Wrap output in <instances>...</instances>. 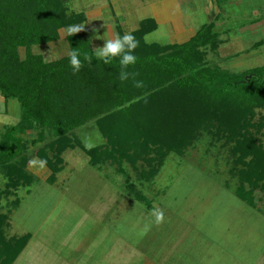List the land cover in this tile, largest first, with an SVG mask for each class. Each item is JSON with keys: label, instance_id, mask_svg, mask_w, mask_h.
I'll use <instances>...</instances> for the list:
<instances>
[{"label": "trees", "instance_id": "obj_1", "mask_svg": "<svg viewBox=\"0 0 264 264\" xmlns=\"http://www.w3.org/2000/svg\"><path fill=\"white\" fill-rule=\"evenodd\" d=\"M85 19L83 12L70 10L68 0H0V94L6 101L16 99L21 108L19 121L0 132V173L7 187L33 183L34 157L49 168L48 181L54 183L62 154L75 147L92 166L107 160L141 162L140 178L151 181L170 152L183 154L206 131L229 150L237 195L256 205V191L264 190V146L255 134L264 129V65L232 71L210 64L207 48L217 50L223 43L214 22L182 43L146 42L145 35L157 28L153 18L130 33L139 41L132 53L137 60L123 70L138 73L134 79H119L121 56L107 64L97 58L85 31L67 35L69 54L76 51L81 61L78 72L69 54L46 60L33 51ZM257 109L263 113L255 121ZM91 121L106 141L87 147L76 131ZM34 130L36 136L29 137ZM127 188L151 206L134 182L128 180ZM9 189L0 196H9ZM19 203L16 199L13 205ZM8 217L0 210V264H14L32 238L30 232L6 236Z\"/></svg>", "mask_w": 264, "mask_h": 264}, {"label": "rangeland", "instance_id": "obj_2", "mask_svg": "<svg viewBox=\"0 0 264 264\" xmlns=\"http://www.w3.org/2000/svg\"><path fill=\"white\" fill-rule=\"evenodd\" d=\"M218 4L225 9L224 21L214 28L233 44L217 50L209 46L206 60L232 71L264 65V0ZM73 26L83 31L87 22ZM68 28L60 30L57 41L36 44L33 51L46 60L69 54ZM94 32L86 33L91 38ZM148 41L167 39L152 33ZM256 111L258 121L263 111ZM20 115L19 102L0 94V132ZM76 133L85 146L106 141L94 121ZM255 134L264 146V129ZM34 136L35 130L30 131L29 137ZM62 155L63 168L54 183L48 181L51 171L42 161L32 163L37 157L30 163L35 176L31 185L9 189L0 173V192L11 191L0 196V210L9 216L6 236L32 234L14 264H264V190L256 191V205L237 195L229 150L206 131L183 154L170 152L151 181L140 178L141 162L134 166L107 160L92 166L79 147ZM128 180L146 194L150 207L130 194ZM157 211L164 216L160 224L155 222Z\"/></svg>", "mask_w": 264, "mask_h": 264}, {"label": "crops", "instance_id": "obj_3", "mask_svg": "<svg viewBox=\"0 0 264 264\" xmlns=\"http://www.w3.org/2000/svg\"><path fill=\"white\" fill-rule=\"evenodd\" d=\"M71 1L73 7L71 6L70 10L74 12H83L86 16L84 22H87V27L83 31H102L101 35H97L94 32L91 38L89 36L94 51L98 48V43L102 45L105 41L115 39L119 36V29L124 34L131 33L139 28L141 21L146 18H153L157 23V28L148 32L145 37L147 36L148 38V36L152 33L165 36L167 41L160 44L185 42L194 36L204 24L214 22L219 25L224 21L222 18V12H224L225 9L218 4V0ZM78 2H81V6L78 5ZM74 3H76L77 8L74 7ZM260 23L264 25V19H262ZM260 23L257 24L260 26ZM254 26H256V24H254ZM220 38L223 40V43L220 46L227 43V45L233 44L229 38H222L221 33ZM152 42L159 43L158 41H151L150 43ZM262 42L263 40H260L256 44ZM33 162L34 164H41L40 159H34L32 163Z\"/></svg>", "mask_w": 264, "mask_h": 264}, {"label": "clouds", "instance_id": "obj_4", "mask_svg": "<svg viewBox=\"0 0 264 264\" xmlns=\"http://www.w3.org/2000/svg\"><path fill=\"white\" fill-rule=\"evenodd\" d=\"M82 30V28L78 26H70L68 28V34L73 35L77 34ZM146 42L148 41L147 36L145 37ZM139 41L130 33H125L123 37L117 36L115 39L107 40L104 42L102 47H98L95 51V56L99 59H102L104 63H110L111 58L121 56L120 65H121V72L119 74V79L121 81L129 79L130 75L134 79L138 73H128L124 71L128 65L135 64L137 57L133 55V51L138 47ZM70 65L73 68L74 72H78L81 68V61L78 58V53L76 51H72L70 54ZM85 59H90L85 56ZM135 86L137 88L143 87L142 81H136ZM91 147V145H86ZM164 220L163 212L157 211L155 213V222L157 224L162 223Z\"/></svg>", "mask_w": 264, "mask_h": 264}]
</instances>
